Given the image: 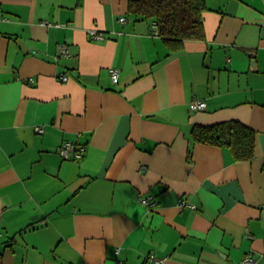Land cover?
Listing matches in <instances>:
<instances>
[{
  "label": "crops",
  "instance_id": "obj_1",
  "mask_svg": "<svg viewBox=\"0 0 264 264\" xmlns=\"http://www.w3.org/2000/svg\"><path fill=\"white\" fill-rule=\"evenodd\" d=\"M132 1L0 0V264H264V0H205L176 49ZM226 120L253 159L192 138Z\"/></svg>",
  "mask_w": 264,
  "mask_h": 264
},
{
  "label": "trees",
  "instance_id": "obj_2",
  "mask_svg": "<svg viewBox=\"0 0 264 264\" xmlns=\"http://www.w3.org/2000/svg\"><path fill=\"white\" fill-rule=\"evenodd\" d=\"M205 0H133L131 12L137 17L157 21L158 35L171 48L182 46L186 39H204L202 12ZM196 141L229 148L238 160H251L255 155L256 132L238 120L211 125H195L191 132Z\"/></svg>",
  "mask_w": 264,
  "mask_h": 264
},
{
  "label": "built area",
  "instance_id": "obj_3",
  "mask_svg": "<svg viewBox=\"0 0 264 264\" xmlns=\"http://www.w3.org/2000/svg\"><path fill=\"white\" fill-rule=\"evenodd\" d=\"M122 21H125L127 18L126 16H121L120 18ZM152 32L156 35H158V24L157 21H152ZM90 36H92L95 39H103L104 38V33L102 31L96 30V29H91L89 30ZM60 52L64 55V56H68L70 55V51L68 48L67 44H62L60 47ZM119 77V71L118 70H113L112 71V78L113 80L116 82L118 80ZM64 80L68 79L67 76H63L62 77ZM191 107L193 109H203L206 107V102L203 100H193L191 102ZM36 130L40 133H42L44 131V128L42 126H37ZM85 149L81 148L79 149V151L76 152V145L71 142V141H66L64 142L59 149L60 154L63 157H69L70 154L76 153L75 156L76 157H81L84 153ZM139 201H141L144 205H147L148 207H152L155 206L157 204V199L153 196V195H139L138 196ZM180 205H184L186 203V201L183 198H180L179 200ZM193 207L195 205H192ZM1 212H0V223H1ZM261 255L264 257V252L261 253ZM150 261L152 262V264H164L165 263V258H159L157 257L155 254H151L149 256ZM241 264H260L259 260L255 257V253L254 252H248L246 253L241 260Z\"/></svg>",
  "mask_w": 264,
  "mask_h": 264
}]
</instances>
